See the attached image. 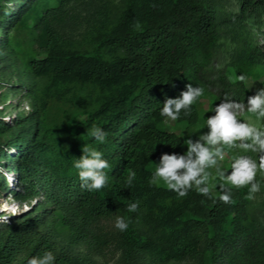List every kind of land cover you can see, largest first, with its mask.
Listing matches in <instances>:
<instances>
[{
  "label": "trees",
  "instance_id": "trees-1",
  "mask_svg": "<svg viewBox=\"0 0 264 264\" xmlns=\"http://www.w3.org/2000/svg\"><path fill=\"white\" fill-rule=\"evenodd\" d=\"M74 1L0 0V64L6 62L9 31L29 30L37 34L44 54L26 65L33 76L51 79L58 94L54 99L62 103L67 85H90L95 92L79 124H60L47 92L28 113L0 117V197L9 194L30 204L5 223L0 220V264H28L49 251L55 264H93L70 252V246L57 245L53 222L69 231L70 245L116 243L122 264H264V201L249 199L247 187L225 186L232 195L226 204L219 194L208 198L193 189L178 198L150 183L153 163L163 153L185 152L183 139L166 130L163 102L178 97L188 83L203 87L205 95L193 105L191 116L175 122L193 138L207 131L201 127L200 106L208 96L203 73L222 30L247 16L260 18L264 0H237L235 15L225 12L219 0H122L113 19L90 28L87 51L53 28ZM230 67L236 78L244 74L248 81L261 78L264 84V39L259 47L240 38ZM248 81L227 83L213 98V107L224 99L247 105ZM97 127L108 134L104 144L91 135ZM177 142L176 148L170 146ZM85 144L103 151L112 166L101 190L81 187L74 167ZM225 149L232 156L237 153ZM132 171L136 177L129 185ZM135 200L140 208L129 212V202ZM118 216L129 227L108 237L100 224Z\"/></svg>",
  "mask_w": 264,
  "mask_h": 264
},
{
  "label": "rangeland",
  "instance_id": "rangeland-1",
  "mask_svg": "<svg viewBox=\"0 0 264 264\" xmlns=\"http://www.w3.org/2000/svg\"><path fill=\"white\" fill-rule=\"evenodd\" d=\"M222 9L229 15H235L238 12L237 0H219ZM122 6V0H77L67 6L66 11L56 19L53 24L54 30L70 43L87 51L91 47L90 28L99 20H111L115 17ZM260 18L255 15L247 16L243 23L233 25L232 29L224 28L222 38L212 53V59L209 66L203 73L204 80L207 83L208 96L200 106L204 117L213 115L210 109L213 107V98L217 97L224 89L227 83L237 80L233 74L230 64L234 53L239 47V39L246 38L254 45L262 47L264 39V8L261 9ZM234 31V35L232 32ZM10 45L5 58L6 62L0 64V117L11 119V117L22 113L23 115L35 108L37 101L45 97L53 96L54 108L59 123L64 121L73 124H79L83 121V108L90 104L95 96V92L90 85H67L63 89L61 96H64L62 103L54 99L58 94L51 85L49 77H35L30 74L26 65L27 60L31 58H42L44 51L39 47L37 34L29 30H10ZM39 33V32H38ZM4 30L0 29V41L3 39ZM13 85V86H12ZM23 88H20V87ZM250 95L256 94L257 90L264 88L263 80L255 79L247 83ZM16 89V93L8 94L10 90ZM206 113V114H205ZM250 117L249 122L264 125V119L257 121L255 114L247 111L240 115L244 120ZM166 130L186 139L188 134L183 126L177 125L175 121H166ZM185 152L187 151L184 147ZM238 152V150H237ZM237 154V153H236ZM234 154V155H236ZM252 156L259 162L260 153H243ZM233 155V156H234ZM232 155L226 153L225 160L221 162V167L230 171ZM257 180L261 181V191L255 195V202L264 201V174L258 172ZM213 195H218L219 190L214 189ZM7 205V208H5ZM25 205L30 208L29 203L19 202L14 196L7 194L0 197V220L6 222L9 215L15 216L25 212ZM12 209H16L15 212ZM116 218L101 222L102 232L113 236L117 232L115 227ZM51 229L57 236V245L70 246L68 250L74 255L82 258H89L93 264H122L121 250L116 243L110 242L108 246L98 245L96 243H80L70 245V233L59 222L51 223ZM171 264H196L194 260H185L173 262Z\"/></svg>",
  "mask_w": 264,
  "mask_h": 264
},
{
  "label": "clouds",
  "instance_id": "clouds-1",
  "mask_svg": "<svg viewBox=\"0 0 264 264\" xmlns=\"http://www.w3.org/2000/svg\"><path fill=\"white\" fill-rule=\"evenodd\" d=\"M139 27V24H137ZM237 79L247 82L248 77L240 74ZM184 91L176 98H166L160 108V115L169 121H178L182 117H189L193 112V105L197 104L205 89L188 83ZM243 111L255 114L257 121L264 119V88L257 90L256 94L248 97L247 105L235 100L224 99L210 109L214 115L204 117L207 131L202 132L198 138L187 136L181 146L187 151L180 153H163L155 165L150 183L156 186L163 185L168 190L177 194L178 198L187 197L190 190L195 189L198 194L212 198L214 189L219 190V199L224 203L232 202L230 191L225 186L240 189L248 188V198L255 199V195L261 191V181L257 180V174H264V125L249 122L250 117L242 120ZM206 114V113H205ZM92 137L99 144L107 142V133L103 128H95ZM180 142L171 144L176 148ZM237 149L232 157L230 171L221 167L225 160L226 149ZM82 155L75 158L74 167L78 170L81 187L88 191H97L105 188L109 182L108 169L111 164L104 158L103 151L85 144L82 147ZM260 153L259 162L252 156L243 153ZM136 172L132 171L127 180L132 184ZM7 208V205H5ZM28 206L25 205V211ZM140 201H130L129 212H137ZM13 212L16 209H12ZM115 227L121 232L129 227V221L124 216L116 218ZM56 256L52 252H46L42 257L35 256L28 264H55Z\"/></svg>",
  "mask_w": 264,
  "mask_h": 264
}]
</instances>
